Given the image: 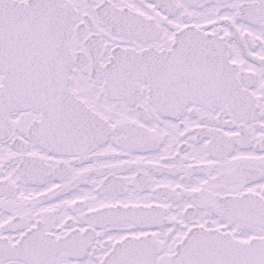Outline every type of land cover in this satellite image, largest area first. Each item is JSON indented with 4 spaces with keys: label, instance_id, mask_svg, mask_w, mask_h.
<instances>
[{
    "label": "snow or ice",
    "instance_id": "snow-or-ice-1",
    "mask_svg": "<svg viewBox=\"0 0 264 264\" xmlns=\"http://www.w3.org/2000/svg\"><path fill=\"white\" fill-rule=\"evenodd\" d=\"M0 264H264V0H0Z\"/></svg>",
    "mask_w": 264,
    "mask_h": 264
}]
</instances>
